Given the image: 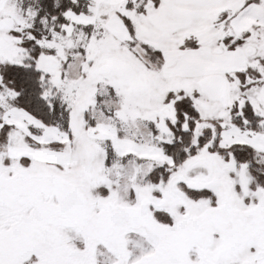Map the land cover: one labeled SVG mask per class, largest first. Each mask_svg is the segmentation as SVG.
<instances>
[{"label": "snow or ice", "instance_id": "snow-or-ice-1", "mask_svg": "<svg viewBox=\"0 0 264 264\" xmlns=\"http://www.w3.org/2000/svg\"><path fill=\"white\" fill-rule=\"evenodd\" d=\"M0 264H264V0H0Z\"/></svg>", "mask_w": 264, "mask_h": 264}]
</instances>
